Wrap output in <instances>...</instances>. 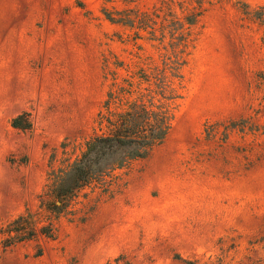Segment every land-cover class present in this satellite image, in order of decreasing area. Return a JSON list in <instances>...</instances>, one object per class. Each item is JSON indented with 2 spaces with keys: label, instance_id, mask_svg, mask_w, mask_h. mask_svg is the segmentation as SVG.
Returning <instances> with one entry per match:
<instances>
[{
  "label": "rangeland",
  "instance_id": "rangeland-1",
  "mask_svg": "<svg viewBox=\"0 0 264 264\" xmlns=\"http://www.w3.org/2000/svg\"><path fill=\"white\" fill-rule=\"evenodd\" d=\"M141 96L164 139L57 196ZM26 212L54 235L0 264H264V0H0V226Z\"/></svg>",
  "mask_w": 264,
  "mask_h": 264
},
{
  "label": "trees",
  "instance_id": "trees-1",
  "mask_svg": "<svg viewBox=\"0 0 264 264\" xmlns=\"http://www.w3.org/2000/svg\"><path fill=\"white\" fill-rule=\"evenodd\" d=\"M170 120L168 109L162 103L155 102L154 97L144 101L141 96L130 102L123 112L117 114L109 134L96 136L86 143L80 157L54 184L56 195L60 198L69 197L76 189L96 177L121 168L129 161L145 157L164 139ZM24 121H27L25 115H19L12 119L11 126L21 130L29 129L30 124ZM42 221L40 214L26 212L5 226H0L3 246L29 242L38 236L52 238L54 233L51 222L38 228ZM187 264L194 263L189 261Z\"/></svg>",
  "mask_w": 264,
  "mask_h": 264
}]
</instances>
